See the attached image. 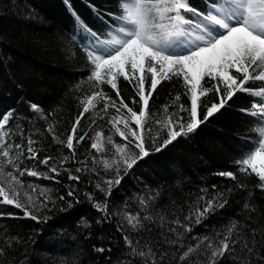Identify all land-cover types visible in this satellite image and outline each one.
<instances>
[{
    "label": "trees",
    "instance_id": "1",
    "mask_svg": "<svg viewBox=\"0 0 264 264\" xmlns=\"http://www.w3.org/2000/svg\"><path fill=\"white\" fill-rule=\"evenodd\" d=\"M190 3L203 9V0H190ZM92 6L102 16L119 11L118 0H70V6L65 0H0V113L14 109L19 114L10 123L13 130L17 123L20 124L26 135L22 139L20 132L14 131V142L26 147L28 135L36 141L34 147L38 159L25 160L21 167L35 166L53 177L37 179L25 175L21 178L24 187L17 193V198L26 205L29 196L38 204L50 199L48 207L37 213L41 217H50L46 223L25 218L21 209L0 203V248L3 249L0 264H204L202 251L181 262L179 256L185 248L167 243L168 239L175 238L169 232L171 227H177L172 221L188 224L185 217H190L192 226L191 232L184 233L185 246L196 243L193 237H212L225 231L233 219L241 228L242 236L250 229L257 230V238L264 236V190L254 187L259 183L255 174L240 173L236 163L241 151L252 147L251 141L243 137L255 135L250 130L253 117L241 111L250 108L252 97L246 93H237L194 133L178 138L162 152L134 166L107 197V218L92 207L86 194H91L96 201H105V194L97 189V184H103L102 178L114 176L113 171H105L104 163L111 164L115 155V148L106 139L101 143L107 151L97 152L90 147L95 132L102 131L105 137L113 135L115 143H125L107 122L116 114L115 109L110 108L109 114L105 115L100 111L104 103L101 100L95 109L90 108L84 113L78 125V135H88L75 145L74 157L45 131L48 123H52L56 136L66 140L83 111L81 100L86 102V96L91 95L92 89L84 79L88 75L86 51L75 35L77 25L73 11L89 28L98 31L102 20ZM78 35L80 39H86L82 29ZM118 84L125 102L131 106V97L135 96L132 85L123 78ZM149 86L150 78L145 83L146 89ZM103 88L113 99L116 98V93L108 85ZM184 92L182 79L173 78L158 85L149 102L151 114L146 117L153 135L160 131L154 120L168 118L163 111L164 105H169V113H179L187 118L188 113L180 112L179 104L187 103L190 107L189 97L182 95L181 101L173 103L175 96ZM213 98L208 95L202 97L201 102L208 103ZM135 99L139 100V97L135 96ZM215 102L219 103V98H215ZM30 103L40 106L46 118L39 119L30 110ZM49 112L54 115H47ZM130 126L135 128L131 122ZM161 134L166 137L167 129ZM46 156L54 158L50 163L56 164L60 175L49 173L47 167L39 163ZM64 156L69 159L60 167L59 161ZM78 167L82 169L79 173L75 172ZM121 169L123 175V165ZM220 171H232L237 180L217 175ZM69 173L79 176V182L69 180ZM238 183L247 187L241 189L236 186ZM29 184L33 187L29 188ZM70 190L75 192V198L68 196ZM216 193L222 194L227 204L196 224L195 209L202 208L205 203L199 198H211ZM61 196L65 200H60ZM141 199L147 201L145 206L140 204ZM67 201L74 206L61 211V207L67 208ZM245 202H251L255 210L244 209ZM125 213L141 218L151 215L152 220L142 221L143 226L133 230L124 219ZM82 217L86 225L82 223ZM178 231L184 230L178 228ZM125 235L138 250L147 252L151 248L158 254L149 255L147 259L134 256L124 244ZM13 236L18 241H11L9 247L8 238ZM100 247L105 249L103 253L95 251ZM161 252L166 253L163 260L159 255ZM221 264L233 262L229 258Z\"/></svg>",
    "mask_w": 264,
    "mask_h": 264
},
{
    "label": "snow or ice",
    "instance_id": "2",
    "mask_svg": "<svg viewBox=\"0 0 264 264\" xmlns=\"http://www.w3.org/2000/svg\"><path fill=\"white\" fill-rule=\"evenodd\" d=\"M65 3L70 6V0H65ZM92 7L102 20L98 31L89 28L73 11L77 25L75 35L86 51L88 75L84 79L92 89L91 95L86 96V102L81 100L83 111L79 113L66 140L56 136L52 123H48L45 129L54 141L66 147L74 157L75 145L84 141L88 135H78V125L84 113L89 112L90 108L95 109L101 100L104 103L100 111L105 115L109 114L110 108L115 109L116 114L107 122L125 143H115L113 135L105 137L102 131L95 132L90 147L97 152L107 151L101 143L106 139L115 148V155L111 164L104 163L105 171H113L114 176L102 178L103 184H97V189L105 194V201H96L91 194H86L92 207L107 218V197L111 196L113 189L121 184L124 176L134 166L162 152L178 138L194 133L201 124L219 113L237 93H246L252 97L250 108L241 111L253 117L250 130L255 135L243 137L251 141L252 147L242 150L236 163L240 173L255 174L259 183L254 187L264 190V0H203L202 10L192 6L190 0H118L119 11L110 12L107 16H102L95 6ZM81 29L86 39L79 38ZM120 78L131 84L135 96L139 97V100L135 96L131 97V106L125 102L119 90ZM148 78L150 86L146 89ZM173 78L182 79L185 88L183 94L175 96L173 103L181 101L182 95H187L190 107L187 103H181L179 110L187 112L188 116L185 119L179 113H169V105H164L163 111L168 118L154 120L153 123L159 126L160 131L153 135V129L148 126L146 118L151 114L150 98L162 81ZM103 85H108L116 93L115 99L104 90ZM208 95H212L213 100L202 103V97ZM215 98H219V103L215 102ZM135 105L139 107L136 108ZM30 110L39 119L46 118L44 110L35 103H30ZM18 115L14 109L0 113V197L3 198L0 203L21 209L25 218L46 223L50 217H41L37 213L41 208L48 207L49 198L38 204L29 196L27 205L17 198V193L24 187L21 178L25 175L37 179L53 178L40 172L35 166L21 167L25 160H37L38 151L34 147L36 141L30 135L27 136L26 147L14 142V131H19L22 139L26 135L18 123L15 130L12 128L10 122L16 120ZM47 115L54 113L49 112ZM130 122L135 128L130 126ZM164 129H167L166 137L161 134ZM68 159L64 156L59 161L60 167ZM53 160L52 156H46L39 163L47 167L49 173L58 176V167L55 163H50ZM64 170L67 171L66 168ZM81 171L79 167L75 169L77 173ZM217 175L237 180L232 171H220ZM68 179L79 182L80 177L69 173ZM236 186L241 189L247 187L244 183ZM28 187L33 186L29 184ZM228 191L231 192L232 189ZM251 195L249 193L250 197ZM68 196L75 198V192L70 190ZM59 199L65 200V197L61 196ZM199 199L205 203L202 208L195 209L196 224L202 223L209 214L214 213L217 208H223L228 202L220 193L211 198L201 196ZM76 202H80L78 198ZM140 204L145 206L147 201L141 199ZM67 205V208L61 207L60 210L68 211L74 206L71 201H67ZM243 208L255 210L251 202H245ZM124 219L133 230H137L143 226L142 221H151L152 216L145 215L141 218L125 213ZM184 219L189 220V223L172 221L177 227H171L169 232L175 238L167 240L170 245L185 248L179 256L181 262L202 251L205 256L204 264H221V261L229 258L233 264H264V244L261 243L264 236L257 238L256 229H250L249 233L242 236L241 228L233 219L225 231L217 232L212 237H193L196 243L185 246L184 233L191 232L192 226L190 217ZM81 221L87 224L83 217ZM178 228L184 231L180 232ZM249 235L251 239L248 238ZM8 239L9 247L11 241H18L14 236ZM124 244L134 256L147 259L149 255L154 257L158 254L151 248L147 252L138 250L127 235L124 236ZM95 251L103 253L105 249L100 247L95 248ZM2 253L3 249L0 248V254ZM159 255L163 260L166 253L161 252Z\"/></svg>",
    "mask_w": 264,
    "mask_h": 264
}]
</instances>
